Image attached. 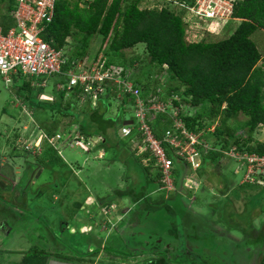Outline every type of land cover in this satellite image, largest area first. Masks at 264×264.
Wrapping results in <instances>:
<instances>
[{"label": "trees", "instance_id": "1", "mask_svg": "<svg viewBox=\"0 0 264 264\" xmlns=\"http://www.w3.org/2000/svg\"><path fill=\"white\" fill-rule=\"evenodd\" d=\"M83 1L84 5L81 0H56L53 19L42 33L51 45L64 50L68 60L63 64L62 72L24 78L19 93L24 95L32 108L56 110L60 115L71 118L70 122L63 124L64 134L75 125L87 141L92 137H103L98 147H104L107 152L111 149L115 152L112 159L123 162L124 186L115 187L109 197L104 200L100 198L99 201L111 205L116 199L126 197L134 203L129 214L130 220L136 221L138 232L130 236L140 249L132 251L131 255L127 252V256L134 257L140 252L141 255H147L148 264H250L252 249L256 248V244L260 245L262 240H259V229L253 225L249 210L244 213L247 215L244 223H240L228 222L227 219L240 216L237 217L234 211L228 214L222 209L224 203H230V198L221 202L220 206L218 204L219 207L208 202L211 210H217L215 221L211 215L188 207L182 194L187 193L185 181L193 173L192 166L169 143L163 144L167 155L173 159L174 189L167 196H155L154 191L162 189L163 185V174L156 158L149 148L141 151L134 146L122 134L121 128L126 124L119 125V119L131 106L133 98L129 95L118 98L117 87L107 84V92L99 95L94 102L90 95L85 94L82 86L67 88L66 72L73 61L84 59L95 36L107 40L112 35L109 49L122 56L126 49L144 43L149 56L147 71L157 67L159 72H168L167 95H162L161 99L166 100L176 93L182 95V101L189 105L185 112L180 111L184 124L190 131L203 132V140L210 143L209 148L198 145L202 160L195 173L202 187H207V190L203 188L201 196L209 191H222V195H227L228 185L216 187L209 183V177L203 170L211 167L218 170L223 156L226 157V164H232L234 160L226 152L234 146L241 151L264 154V142L255 139L258 127L264 125V67L259 64L263 53L252 38L256 30L264 31V0H237L234 17L242 21L228 37L216 41H188L183 11L168 5L142 7L145 0ZM181 1L193 5L196 0ZM15 8V0H0V26L4 33L16 24L11 14ZM71 36L81 41L75 52H69L67 48ZM109 61L124 67L128 65L124 59L121 62ZM50 77L56 83V98L42 100L34 97L36 91L38 96L43 93L44 86L37 87L33 81H48ZM139 81L137 78L135 84L146 99L150 90L148 80L141 84ZM80 99L81 104L78 106L77 101ZM113 100L119 102L118 111L116 115H109ZM181 102L175 101L178 106ZM151 113L148 123L152 132L156 138L164 140V133L172 120L166 113ZM239 115L245 118L239 119ZM133 127L136 129L137 122L133 123ZM58 129L42 140L48 157L56 160L59 157L58 149L49 139L58 133ZM40 162L45 165L46 159L41 158ZM230 167L234 173L235 166L232 164ZM3 169L5 172L0 174L1 177L6 176L10 168L6 166ZM240 170L242 176H239V181L244 177L246 167ZM12 175H7L10 181H13ZM28 176L32 174L25 171L20 190L11 182L7 185L4 180L0 186H5L13 194L15 188L24 194L30 187L27 184L29 181H26V178L30 180ZM260 177L264 179L263 174ZM237 182L232 183L231 187ZM244 184L241 182V185ZM209 194L213 195L212 192ZM188 196H191L190 192ZM202 203L203 199L195 205L203 209ZM225 215L231 216L226 218ZM217 225L223 229L220 230ZM231 231L242 232L245 243L242 238L238 240L232 236ZM168 242L174 243V246H167ZM98 247L95 250L97 252L100 250ZM240 249L246 251L245 257L238 256ZM39 250L34 255H25L22 264H45L52 255H56ZM257 264H264V251Z\"/></svg>", "mask_w": 264, "mask_h": 264}, {"label": "rangeland", "instance_id": "2", "mask_svg": "<svg viewBox=\"0 0 264 264\" xmlns=\"http://www.w3.org/2000/svg\"><path fill=\"white\" fill-rule=\"evenodd\" d=\"M81 4L84 5L83 0H81ZM166 5L173 9L177 8L167 0H145L142 7ZM237 25L236 21L229 23L218 19L193 18L187 23L186 39L188 41L201 39L216 41L228 37ZM252 38L263 53L259 64L264 67V31L256 30ZM111 39L112 35L107 40L101 36L93 37L89 47L90 55L85 56L88 60L90 59L88 62L95 61L99 55L117 62L124 59L127 61V68H129L134 82L137 78L140 79L139 84L148 80L150 88L148 95H167L168 72H159L157 67H151V70L147 71L149 56L146 45L139 43L133 48H128L122 56L109 49ZM80 45L81 41L76 36H71L68 39L69 52H75ZM45 83L43 93L38 96L36 91L33 96L42 100H54L56 98L54 96L56 83L53 77H50ZM21 85V80L6 83L0 75V174L3 173L4 167L9 166L10 168L8 172L6 171V176L1 177L0 175V182L4 180L7 185L13 183L20 190L25 171L32 174L31 177L28 176L30 180L26 178L30 187L24 194L16 188V192L14 190L15 194H13L5 186L3 188L2 185L0 186V263L19 264L24 254L31 256L41 249L61 254L60 257L55 255L56 259L65 255H74L88 263L98 261L101 264H122L124 261L126 264H146L147 255L145 254L141 255L138 252L134 257L127 256V252L130 254L132 251L137 252L140 249L131 240V234H127L131 226L129 222L131 217L128 211L131 207H124V205L130 204V201L123 198V204H119V207L117 204L120 199H116L117 204H113L112 207L105 206V203L99 201L100 198L104 200L109 197L115 187L124 186L122 175L125 168L123 162H112L115 152H112L111 149L105 154L94 153L92 147L85 142L87 141L85 137L77 130L78 126L75 125L67 131L66 139L53 140L54 144H51L58 149L59 157L57 160L49 158L46 147L42 145L43 138L57 128H59L58 133H63V124L70 122L71 118L60 115L56 110L32 108L25 100L24 95L18 91ZM118 103L113 100L109 115H116ZM77 104L78 106L81 104V99L77 101ZM133 117V108L128 106V110L119 119V125ZM238 118L245 117L239 115ZM77 136L82 138L78 143L75 139L78 138ZM102 139L103 137L96 136L87 142H93L92 146L94 147V144H98ZM255 139L264 142V125L258 127ZM41 158L46 159L45 165L41 164ZM234 162L238 164L237 161L234 160ZM234 162L231 161L236 168ZM219 164L218 170L211 167L203 171L207 173L209 183L216 187L221 184L228 185L226 187L229 190L228 194L222 195V191H209L213 195L207 192L206 195L201 196V192H204L203 188L207 187H202L200 179L197 177L198 174L194 172L185 181L187 193L182 194L184 203L194 211H202L204 214L211 215V219L214 221L217 218V210H211L208 207L210 202L220 206L227 198H230V203L228 205L224 203L222 209L228 214L234 211L236 216L240 217H232V220L227 219L228 222L244 223L245 217H247L244 213L248 209L253 225L259 229V240H262L260 245L256 244V248L252 249L250 264H257L262 251H264V179L260 177L263 173L258 176L261 183L241 185L243 178L238 180L240 175H236L237 170L234 173L231 171L232 164H226L225 156ZM10 174H13V181H10L7 176ZM234 182L237 183L231 187ZM173 189H157L154 191V195L159 198L163 194L167 196L168 191ZM188 192L191 193V196H188ZM255 198L257 199L256 204H253L252 200ZM201 199H203L202 205L205 209L202 207L195 209V203ZM90 201L93 205H99H97V210L90 211ZM80 203L82 204L80 205ZM251 206L252 209H250ZM124 210L127 211L125 216ZM89 215L92 216L88 217ZM230 216L225 215L226 218ZM66 221H71L70 226L74 227L72 228V232L75 231L74 234L62 228ZM86 222L89 223L88 226L82 227L81 225ZM80 227L82 228L79 229ZM217 227L220 230L223 229L222 226L217 225ZM135 228H133L134 234L137 233ZM78 229L82 231H78ZM230 234L238 240L243 236L242 232L237 233L236 231H231ZM242 242H244L243 238ZM99 243L101 246L105 244L106 249L101 247L103 250L95 251ZM89 246L93 249L89 250ZM238 256L245 257L246 251L240 249Z\"/></svg>", "mask_w": 264, "mask_h": 264}, {"label": "built area", "instance_id": "3", "mask_svg": "<svg viewBox=\"0 0 264 264\" xmlns=\"http://www.w3.org/2000/svg\"><path fill=\"white\" fill-rule=\"evenodd\" d=\"M15 1L16 8L11 14L16 24L7 33H4L0 26V75L6 83H11L24 78L62 72V66L68 60L64 50L55 48L42 36L45 27L53 19L56 0ZM167 1L183 11V18L187 23L193 18L218 19L224 22L237 20L239 23L242 21L241 18L234 17V5L237 0H196L193 5L181 0ZM66 76L68 89L76 85L82 86L85 94L90 95L94 102L99 95L107 92V84L117 87L118 98H123L125 95L133 98L131 107L134 117L132 119L133 123L137 122V127L134 129L133 123L126 124L121 131L139 150L149 148L152 152L163 174L162 189L174 188L173 159L167 155L163 143L173 146L177 154L191 164L193 173L199 168L202 154L198 145L209 148L210 143L203 140V132L190 131L184 124L180 111L185 112L189 105L186 101H182V95L176 93L162 100V94L160 96L153 94L144 99L139 87L131 79L129 68L112 64L102 55L90 64H86L83 60L73 61ZM45 82L33 81V84L41 87L45 86ZM175 101H182L181 105L178 106ZM151 112L166 113L172 120L171 126L164 133V140L156 138L152 132V127L148 123V115L152 114ZM139 133L142 134L141 139ZM67 135V133L66 135L57 133L49 140L54 144L53 140L61 141L66 139ZM55 137L57 139H54ZM75 139L77 143L82 140L79 137ZM226 154L237 161L238 170L246 167L242 183H261L258 176L261 173L264 174V154L241 151L235 146Z\"/></svg>", "mask_w": 264, "mask_h": 264}, {"label": "crops", "instance_id": "4", "mask_svg": "<svg viewBox=\"0 0 264 264\" xmlns=\"http://www.w3.org/2000/svg\"><path fill=\"white\" fill-rule=\"evenodd\" d=\"M235 21L237 22V20H232V22L233 23H235ZM238 23V22H237ZM234 30V29H233ZM190 41H197V40H190ZM90 49H89V52H88V54L86 55V56H89L90 55ZM83 61L85 62V63H87V64H90L91 62H88V61H90V59L88 60L86 57H84V59H83ZM89 141V140H88ZM86 143H88L91 147H92V150H94V153L95 152H98V153H101V154H105L107 151L104 149V147H98L99 146V143L98 144H94L95 146L93 147L92 145H93V142H87V141H85ZM89 154H92V153H89ZM115 160H113L112 159V162H114ZM235 163V165L237 166L236 168H235V170H237V174H239L240 176H242L241 175V173H242V170H238V165L236 164V162H234ZM112 164V163H111ZM80 166H81V164H80ZM83 166V165H82ZM240 172V173H239ZM243 178V177H242ZM251 198V197H250ZM124 199H127V200H129L130 201V204H126V205H124V207H131L128 211L130 212L132 209H133V207H134V203L129 199V198H124ZM123 198H120V200H119V203L117 204V201H114L111 205H107V204H104L105 206H109V207H112L113 206V204H117V207H119V204H123ZM250 200V199H249ZM256 198H255V200H252V201H254V202H252V203H255L256 204ZM96 201V200H95ZM95 201H94V203H95ZM91 202V209H90V211H92V209L93 210H97L98 209V204H92V201H90ZM82 203H80V205H81ZM98 205V206H97ZM131 205V206H130ZM195 207V209H197V205H195L194 206ZM87 211H89V210H87ZM90 211L88 212V213H90ZM128 212V213H129ZM126 213H127V211H125L124 210V216L126 215ZM90 216H92V215H89L88 217H90ZM123 216V217H124ZM129 222H130V224H131V226H130V228H129V231H128V233L127 234H132V235H134V233H133V228H135V227H137V223H136V221H134V220H129ZM123 223V222H122ZM65 225V228L67 229V231H69V233H73L74 234V232H72V228H74L72 225L70 226V224H71V221L69 222V221H66L65 223H64ZM88 222H86V223H83V225H81L82 227H85V226H88ZM128 225H129V223H128ZM219 227H221V225H218ZM82 227H80L79 229H81ZM78 229V231H82V230H79ZM136 229V231L138 232V230H137V228H135ZM84 230L86 231V229L84 228ZM129 234V235H130ZM71 236H73V235H71ZM132 237V236H131ZM170 243V244H169ZM170 245H172V246H174V243H172V242H168L167 243V246H170ZM104 249L106 246H105V244L103 245V246H100V250H103L102 248ZM91 249H93V248H91V246H89V250H91ZM106 249V248H105ZM55 255V254H54ZM25 256V254L23 255V257ZM56 256H57V254H56ZM58 256L60 257L61 255H59L58 254ZM70 256H73V257H78V256H74V255H69V256H67V257H70ZM23 257H22V259H23ZM66 257V256H65ZM50 258H56L55 256H51ZM62 258H64V257H62ZM62 258H58V259H62ZM78 258H80V257H78ZM129 258H131L130 256H129ZM22 259H21V261H20V263L19 264H22ZM81 259V258H80ZM94 259H96V258H94ZM81 260H84V259H81ZM88 260H90V259H88ZM94 262V264H98L99 262L98 261H93ZM127 262V261H126ZM99 264H101V263H99ZM122 264H126L124 261L122 262ZM146 264H148V263H146Z\"/></svg>", "mask_w": 264, "mask_h": 264}, {"label": "water", "instance_id": "5", "mask_svg": "<svg viewBox=\"0 0 264 264\" xmlns=\"http://www.w3.org/2000/svg\"><path fill=\"white\" fill-rule=\"evenodd\" d=\"M131 123H132V120H125L124 121V124H131ZM78 259H80V258L73 257V256L65 257L62 259L49 258L45 264H94V262L88 263V262H85V260L83 261L81 259L80 260H78Z\"/></svg>", "mask_w": 264, "mask_h": 264}, {"label": "clouds", "instance_id": "6", "mask_svg": "<svg viewBox=\"0 0 264 264\" xmlns=\"http://www.w3.org/2000/svg\"><path fill=\"white\" fill-rule=\"evenodd\" d=\"M177 10H180L179 8H176ZM238 22V21H237ZM239 24V22H238ZM126 120H132V119H126ZM132 123H133V120H132ZM245 184H248V183H245ZM250 184V183H249Z\"/></svg>", "mask_w": 264, "mask_h": 264}, {"label": "flooded vegetation", "instance_id": "7", "mask_svg": "<svg viewBox=\"0 0 264 264\" xmlns=\"http://www.w3.org/2000/svg\"><path fill=\"white\" fill-rule=\"evenodd\" d=\"M170 246H172V245H170ZM78 260H80V259H78Z\"/></svg>", "mask_w": 264, "mask_h": 264}]
</instances>
